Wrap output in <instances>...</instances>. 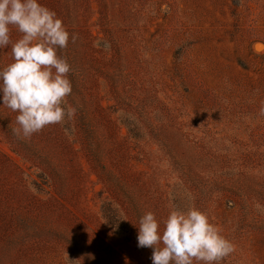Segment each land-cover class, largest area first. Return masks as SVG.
I'll return each instance as SVG.
<instances>
[{"label":"rangeland","instance_id":"rangeland-1","mask_svg":"<svg viewBox=\"0 0 264 264\" xmlns=\"http://www.w3.org/2000/svg\"><path fill=\"white\" fill-rule=\"evenodd\" d=\"M38 2L76 112L25 139L0 92V264H152L140 218L190 207L264 264V0Z\"/></svg>","mask_w":264,"mask_h":264},{"label":"clouds","instance_id":"clouds-1","mask_svg":"<svg viewBox=\"0 0 264 264\" xmlns=\"http://www.w3.org/2000/svg\"><path fill=\"white\" fill-rule=\"evenodd\" d=\"M10 26L22 34L15 43ZM69 38L56 13L38 0H0V48L11 45L14 61L0 71V92L3 106L18 113L19 127L13 129L18 137L31 138L74 117L76 109L67 101L72 93L71 66L57 55ZM71 39L75 42L76 35ZM256 207L264 210L259 204ZM159 228L152 212L139 220L138 247L153 249L152 264H220L234 251L232 243L195 207L171 211L162 233Z\"/></svg>","mask_w":264,"mask_h":264}]
</instances>
